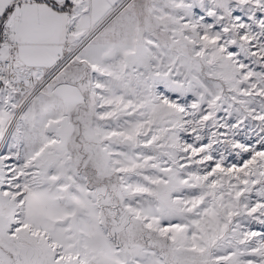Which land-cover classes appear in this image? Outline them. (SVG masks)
Listing matches in <instances>:
<instances>
[{"label":"snow or ice","instance_id":"snow-or-ice-1","mask_svg":"<svg viewBox=\"0 0 264 264\" xmlns=\"http://www.w3.org/2000/svg\"><path fill=\"white\" fill-rule=\"evenodd\" d=\"M0 264H264V0H0Z\"/></svg>","mask_w":264,"mask_h":264}]
</instances>
